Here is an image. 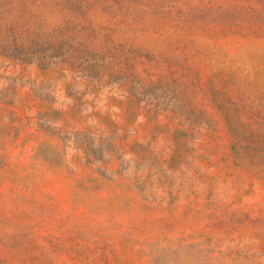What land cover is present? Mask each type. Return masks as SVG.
<instances>
[{
    "label": "rangeland",
    "instance_id": "374dc122",
    "mask_svg": "<svg viewBox=\"0 0 264 264\" xmlns=\"http://www.w3.org/2000/svg\"><path fill=\"white\" fill-rule=\"evenodd\" d=\"M0 264H264V0H0Z\"/></svg>",
    "mask_w": 264,
    "mask_h": 264
}]
</instances>
